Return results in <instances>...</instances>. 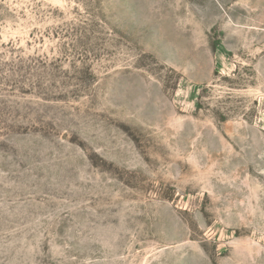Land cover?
I'll return each mask as SVG.
<instances>
[{
	"label": "rangeland",
	"instance_id": "374dc122",
	"mask_svg": "<svg viewBox=\"0 0 264 264\" xmlns=\"http://www.w3.org/2000/svg\"><path fill=\"white\" fill-rule=\"evenodd\" d=\"M0 264H264V0H0Z\"/></svg>",
	"mask_w": 264,
	"mask_h": 264
}]
</instances>
